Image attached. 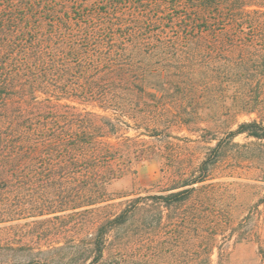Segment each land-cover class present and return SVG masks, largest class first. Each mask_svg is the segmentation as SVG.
<instances>
[{"label":"trees","instance_id":"obj_1","mask_svg":"<svg viewBox=\"0 0 264 264\" xmlns=\"http://www.w3.org/2000/svg\"><path fill=\"white\" fill-rule=\"evenodd\" d=\"M263 85L264 0H0V223L92 214L95 264L144 205L184 203L222 156L219 139L197 168L171 179L170 193L114 210L107 185L146 159L140 136L164 138L172 117L200 130L183 104L233 89L236 103L220 110L260 119L228 136L264 139V107L251 96ZM133 127L144 132L130 136ZM222 225H213L202 264H214L215 247L217 264H227ZM259 256L264 264V246Z\"/></svg>","mask_w":264,"mask_h":264},{"label":"rangeland","instance_id":"obj_2","mask_svg":"<svg viewBox=\"0 0 264 264\" xmlns=\"http://www.w3.org/2000/svg\"><path fill=\"white\" fill-rule=\"evenodd\" d=\"M255 57L257 61L263 59L261 55ZM241 93L252 94L248 87L241 88ZM220 94L210 91L195 95L183 104L197 116L200 130L179 124L172 117L164 138L141 135L149 146L146 159L135 172L107 185L112 198L109 203L119 210L121 204L138 195L170 193L171 179L197 168L210 147L221 139L222 156L211 168L209 179L197 185L199 189L182 204L168 207L149 201L128 228L112 234L103 257L95 264H202L213 225L219 221L223 230L217 232V245L229 248L227 264H260L259 250L264 246V139L246 134L228 136L238 124L260 119V115L225 114L220 109L236 103V91ZM251 96L252 105L264 107L263 91L255 88ZM169 103L175 112L178 107ZM127 132L136 136L144 130L133 127ZM94 219L92 214L68 212L59 219L46 215L0 223V264H89L94 258L90 243ZM231 233L232 239L223 244L224 235ZM241 237L244 239L238 242ZM28 244H33L32 250ZM218 252L215 247L214 264Z\"/></svg>","mask_w":264,"mask_h":264}]
</instances>
